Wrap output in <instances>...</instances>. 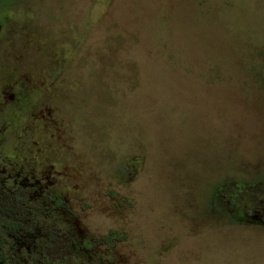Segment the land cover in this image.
<instances>
[{
	"label": "rangeland",
	"instance_id": "obj_1",
	"mask_svg": "<svg viewBox=\"0 0 264 264\" xmlns=\"http://www.w3.org/2000/svg\"><path fill=\"white\" fill-rule=\"evenodd\" d=\"M0 78V102L50 88L17 129L51 140L118 264H264V227L217 190L264 182V0H0Z\"/></svg>",
	"mask_w": 264,
	"mask_h": 264
},
{
	"label": "flooded vegetation",
	"instance_id": "obj_2",
	"mask_svg": "<svg viewBox=\"0 0 264 264\" xmlns=\"http://www.w3.org/2000/svg\"><path fill=\"white\" fill-rule=\"evenodd\" d=\"M15 88L8 101L0 102V264H118L117 233L103 236L78 228L79 216L91 213L85 207L72 210L62 197L69 179L65 164L58 160L57 167L46 156L51 140L39 143L17 129L50 88L21 82ZM32 123V133H39L43 115ZM240 185L248 193L240 201L227 196L239 210L238 222L264 227V182ZM110 204L106 214L124 210L121 202Z\"/></svg>",
	"mask_w": 264,
	"mask_h": 264
},
{
	"label": "trees",
	"instance_id": "obj_3",
	"mask_svg": "<svg viewBox=\"0 0 264 264\" xmlns=\"http://www.w3.org/2000/svg\"><path fill=\"white\" fill-rule=\"evenodd\" d=\"M236 185H239V184H229V185H228V184H225V185H222V186L218 187L217 190L220 189V190H221L220 193H222V192L225 193L224 191H226V188H227V187H228V188L231 187V191H232V193L230 194V198H232V199L234 200V198H233V197H234V195H233V190H234V187H235ZM232 187H233V188H232ZM240 191H241V192H244V191L241 190V189H240ZM246 194H248V193H246ZM246 194L244 193V194L242 195V197H244ZM223 198H224V197H221V201H220L221 204L224 203L223 200H222ZM240 198H241V196H239V197L237 196V197L235 198V200L240 201Z\"/></svg>",
	"mask_w": 264,
	"mask_h": 264
}]
</instances>
